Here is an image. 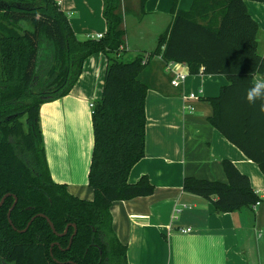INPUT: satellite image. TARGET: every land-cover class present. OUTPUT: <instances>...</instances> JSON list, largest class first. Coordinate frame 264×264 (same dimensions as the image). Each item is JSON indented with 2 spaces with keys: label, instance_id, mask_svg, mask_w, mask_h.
<instances>
[{
  "label": "trees",
  "instance_id": "obj_1",
  "mask_svg": "<svg viewBox=\"0 0 264 264\" xmlns=\"http://www.w3.org/2000/svg\"><path fill=\"white\" fill-rule=\"evenodd\" d=\"M103 2L106 32L78 39L56 0H0V264H127L110 207L154 191L146 175L129 181L145 155V103L152 84L143 71L152 56L164 64L184 63L191 74L228 78L221 93L209 98V121L264 174V98L253 104L245 99L255 75L264 77V55L258 50V22L245 0H193L188 10L174 5L156 48L130 61L120 54L124 16L140 19L145 0ZM97 52L108 63L102 95L92 108L88 185L94 196L88 200L51 179L39 108L69 93L85 59ZM222 165L226 182L187 176L183 190L211 201L219 212L260 201L247 174L229 159Z\"/></svg>",
  "mask_w": 264,
  "mask_h": 264
},
{
  "label": "crops",
  "instance_id": "obj_2",
  "mask_svg": "<svg viewBox=\"0 0 264 264\" xmlns=\"http://www.w3.org/2000/svg\"><path fill=\"white\" fill-rule=\"evenodd\" d=\"M78 39L104 34L103 0H56ZM137 1V0H133ZM193 0H145L139 19L124 16V52L152 51L170 25L171 10H188ZM259 25L258 50L264 55V3L245 0ZM108 59L103 52L88 56L66 95L39 108L40 127L51 179L69 193L91 200L88 173L94 143L90 102L100 99ZM185 74L178 86L175 75ZM147 90L145 155L131 169L129 181L146 175L154 185L147 196L114 201L113 230L126 245L127 264H264V174L259 166L209 121V98L229 84L223 74H191L186 64H164L160 56L146 60ZM254 81H264L255 75ZM193 93L196 97H189ZM231 160L247 174L259 203L219 212L213 203L182 188L195 176L226 182L222 161ZM191 228L189 232L181 229Z\"/></svg>",
  "mask_w": 264,
  "mask_h": 264
},
{
  "label": "clouds",
  "instance_id": "obj_3",
  "mask_svg": "<svg viewBox=\"0 0 264 264\" xmlns=\"http://www.w3.org/2000/svg\"><path fill=\"white\" fill-rule=\"evenodd\" d=\"M262 98H264V81L255 83L254 86L248 89L245 96L249 104H253Z\"/></svg>",
  "mask_w": 264,
  "mask_h": 264
},
{
  "label": "built area",
  "instance_id": "obj_4",
  "mask_svg": "<svg viewBox=\"0 0 264 264\" xmlns=\"http://www.w3.org/2000/svg\"><path fill=\"white\" fill-rule=\"evenodd\" d=\"M102 35H103V34H98V35L96 36V38H100V37H102ZM184 78H185V74H183V73H181V72H178V73L175 75V77L171 80V84L174 85V86H178V85H180V83L184 80ZM189 97L194 98V97H196V96H195L193 93H191ZM89 105H90L91 110H92V108H93V106H94V102H90ZM257 203H259V202H257ZM181 231H182V232H189V231H191V228L181 229Z\"/></svg>",
  "mask_w": 264,
  "mask_h": 264
},
{
  "label": "rangeland",
  "instance_id": "obj_5",
  "mask_svg": "<svg viewBox=\"0 0 264 264\" xmlns=\"http://www.w3.org/2000/svg\"><path fill=\"white\" fill-rule=\"evenodd\" d=\"M129 15H131L133 18H137V19L139 18L136 16V14L133 13H129ZM147 52H149V50H142V51L130 50L123 53L122 59L125 61H130L137 55H146Z\"/></svg>",
  "mask_w": 264,
  "mask_h": 264
},
{
  "label": "water",
  "instance_id": "obj_6",
  "mask_svg": "<svg viewBox=\"0 0 264 264\" xmlns=\"http://www.w3.org/2000/svg\"><path fill=\"white\" fill-rule=\"evenodd\" d=\"M3 199H4V198H3ZM3 199L1 200L0 205L2 204ZM15 203H16V200H15L14 204L12 205V207L10 208V210H9V212H8V216L10 215V211H11V209L14 207ZM31 221H32V220H31ZM31 221L29 222V224L31 223ZM49 223H50V226H51L52 230H53L54 232H56L55 229H54V227H53V224H52L50 221H49ZM29 224L27 225V227L29 226ZM67 229H68V227H66L65 231H64L63 233H60V235H63L64 233H66ZM75 233H76V230H75L74 233L71 235V237H70V241H69V244H68L67 248H69V246L71 245V243H72V239H73V236H74Z\"/></svg>",
  "mask_w": 264,
  "mask_h": 264
}]
</instances>
